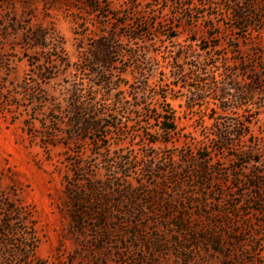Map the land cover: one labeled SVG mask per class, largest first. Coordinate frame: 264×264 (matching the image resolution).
<instances>
[{"label":"rangeland","instance_id":"1","mask_svg":"<svg viewBox=\"0 0 264 264\" xmlns=\"http://www.w3.org/2000/svg\"><path fill=\"white\" fill-rule=\"evenodd\" d=\"M100 40L114 47L105 62L94 61ZM49 58L55 78L36 89L63 103L81 83L84 104L107 106L114 127L70 142L64 112L46 149L42 124L27 125L33 113H8L0 98V202L25 213L0 209V264H264V0H0V80L21 84L31 60ZM235 83L243 94L223 100ZM80 158L108 187L107 234L91 230L96 217L85 233L71 220ZM119 159L130 173L117 189ZM258 173L257 192L248 179Z\"/></svg>","mask_w":264,"mask_h":264},{"label":"trees","instance_id":"2","mask_svg":"<svg viewBox=\"0 0 264 264\" xmlns=\"http://www.w3.org/2000/svg\"><path fill=\"white\" fill-rule=\"evenodd\" d=\"M234 15L237 20L239 19L243 21L246 19L243 16V13L234 12ZM47 40L48 35L42 30H37L34 36L35 47L44 48ZM98 49L99 56L98 59L95 58L94 61L102 60L105 62L107 61L106 57L112 54V49H114V47L108 42L105 43L100 40L98 42ZM180 56L181 55L176 57L178 62L181 61ZM62 62L67 68H70V64L66 59ZM29 63L33 68V73L30 78H26L21 84L14 85L3 78L0 80V98L2 99L4 110L8 113H14L15 110H21L22 108L27 111L26 113H33V116L32 114L30 115L27 125L31 128H35L36 121H39L42 124V128L38 132V135L39 138L44 141L43 146L46 149L51 146H58L57 139L60 131L54 125L59 127L61 122L57 116L62 115L64 112L68 115L69 122L66 124L68 135L66 139L70 142L83 141V143H86V140H84L83 137L97 135L102 133L103 130H110L111 127H114V124H106L108 118L112 117L111 114H109V111H107V106H102L103 109L101 110H93V104L90 106L84 104L83 96L88 91L83 90L84 85L81 83L75 86L71 91L69 90L70 95L63 102L66 105L65 107H63V103L58 102L56 99H47L45 97V92L36 89L37 87H41L44 83L48 84L55 78V69H57V65L59 64L57 60L49 58L45 66L44 64L41 65L38 60H31ZM231 82H233V80H231ZM227 85L220 90L222 95H224L223 100H228V97H240L242 91L236 83L229 84L231 85L230 87H226ZM92 92L94 93V91ZM199 92L202 93V90ZM232 92L234 94H231ZM246 96L249 97V93H247ZM198 100H201V96L194 94L193 101L195 102ZM118 103L119 102H115V105H118ZM35 115H39L43 118L38 119ZM47 119H49L51 125H47ZM160 126L164 134L168 136L176 132L174 119L168 116L167 112L161 114ZM103 137L108 138V134ZM216 137L218 140L228 143L231 139V134L220 130ZM71 145L72 143L65 144L68 149H70L69 147ZM93 151V155L95 156L100 155V152L103 151V148L98 141L93 142ZM127 163L128 162L119 159V162L116 163L115 167L118 172V176L115 177L116 183L109 181L108 185L120 189L121 185L128 183L129 175L125 174L130 173V170L127 168L128 166L126 167ZM70 166L73 168L75 177L68 180L67 189L71 192L69 198V205L71 206L70 216L72 222L75 224V228L79 232L85 233L88 231L86 220L93 221L94 217H96L95 221H98L99 225H94L91 227V230L96 234H107L109 232L108 222L112 219L113 214L110 211L111 206L104 202V197L101 193L102 190H105L108 187L103 185L104 183L98 182L97 176H95L98 167L84 161L83 159L72 161ZM148 168L151 170L153 169L152 166H148ZM113 173H115V171ZM260 176L261 173H258L248 179L249 184L252 185V189L257 192L261 190ZM258 198L262 201V196H259ZM0 209H3L2 211L7 217L12 215L22 216L25 214L21 209L18 210L11 204H5L4 202H0ZM263 211L264 210H262V212Z\"/></svg>","mask_w":264,"mask_h":264}]
</instances>
